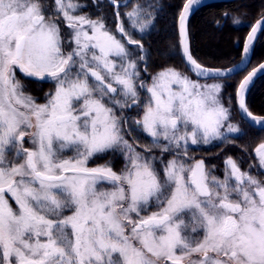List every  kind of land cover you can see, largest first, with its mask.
I'll use <instances>...</instances> for the list:
<instances>
[{
    "label": "snow or ice",
    "instance_id": "1",
    "mask_svg": "<svg viewBox=\"0 0 264 264\" xmlns=\"http://www.w3.org/2000/svg\"><path fill=\"white\" fill-rule=\"evenodd\" d=\"M108 2L115 32L81 0H0V264H264V171H251L264 170V142L257 165L242 170L228 156L222 176L191 154L243 134L234 100L264 130L246 103L264 64L226 103L221 81L239 66L193 57L187 21L201 0H186L179 48L196 78L167 67L149 80L151 53L132 32L153 26L155 5L122 15L123 0ZM249 27L245 58L264 14ZM17 71L54 82V92L38 103Z\"/></svg>",
    "mask_w": 264,
    "mask_h": 264
},
{
    "label": "trees",
    "instance_id": "2",
    "mask_svg": "<svg viewBox=\"0 0 264 264\" xmlns=\"http://www.w3.org/2000/svg\"><path fill=\"white\" fill-rule=\"evenodd\" d=\"M185 1L130 0L127 7L120 8L123 15V13L131 11L136 4L155 5L154 8L149 9L155 17L153 26L144 34L132 32L133 38L140 40L144 48L151 53L148 60V72L150 74L169 66L185 69L179 55L177 34V18ZM81 2L89 5L83 11L91 15L93 19L98 15L114 17L112 7L106 0H97L100 5L99 10L92 0H81ZM224 13H228L227 18H225ZM261 14H264V0L214 2L198 8L188 23L192 55L200 64L209 67L224 68L236 63L240 58L243 40L250 28L249 25ZM234 17L240 20L239 24L233 23ZM125 26H128L127 20H125ZM141 35H143V39H141ZM262 61H264V35H259L248 68ZM244 74L245 71H242L226 79L225 95L234 98L238 83ZM30 84L32 94L41 97L46 92L44 86L34 82ZM246 103L249 111L253 114L264 116V75L255 79L248 91ZM245 126L251 128L247 124ZM242 139L248 142V133L237 138V140Z\"/></svg>",
    "mask_w": 264,
    "mask_h": 264
},
{
    "label": "flooded vegetation",
    "instance_id": "3",
    "mask_svg": "<svg viewBox=\"0 0 264 264\" xmlns=\"http://www.w3.org/2000/svg\"><path fill=\"white\" fill-rule=\"evenodd\" d=\"M106 2L109 4L108 0H106ZM17 77L25 85V91L28 94L36 97L37 100H43L45 94L49 93V91H51L54 85L53 82L47 80L40 81L34 78H25L19 71H17ZM32 82L36 84H40L45 87L46 92H44L41 97L31 93L30 83ZM234 106L235 105L233 103L232 112L234 114L235 120L240 125H242L243 134L240 135L239 137L244 136L246 133H248L249 136L248 142H246V140L244 139L237 140V138H234L230 142H223V143L220 142L212 145L192 146L193 151L191 154L196 159H204L206 164L210 167L214 165L216 167L217 174L221 176H222L224 159L228 156H231L233 159L237 160V162L241 164L242 170H249V165H253V166L257 165L258 161L255 157L254 150L261 142H264V130L246 127L245 126L246 124L242 122ZM139 136H140L139 142L141 144L150 145L151 142L150 137H147L144 133H140ZM121 164L123 165V160H121ZM251 171L255 175L258 171H264V170H260L257 167H253Z\"/></svg>",
    "mask_w": 264,
    "mask_h": 264
},
{
    "label": "water",
    "instance_id": "4",
    "mask_svg": "<svg viewBox=\"0 0 264 264\" xmlns=\"http://www.w3.org/2000/svg\"><path fill=\"white\" fill-rule=\"evenodd\" d=\"M128 1H129V0L123 1V3L127 4ZM228 1H233V0H201V3H200L199 5H194V10L190 13V15H189V17H188V21H187V28H188V23H189V20H190L191 16L193 15V13H194L198 8H200V7H202V6L206 5V4H209V3H214V2H228ZM185 2H186V1H185ZM185 2H184V3H185ZM111 6H112V5H111ZM112 7H113V6H112ZM113 8H114V7H113ZM182 9H183V6H182V8H181V11H182ZM181 11H180V12H181ZM114 12H115V9H114ZM178 17H179V15H178ZM257 19H258V18H257ZM257 19H256V20H257ZM256 20H255V21H256ZM255 21L253 22V24L255 23ZM250 31H251V28L248 30V32H247V34H246V36H245V38H244V40H243V44H242V48H241V55H240L239 60H238L236 63H234V64H232V65H230V66H228V67L219 68V69H229V68L236 69V66H239V69H236L233 73L230 74V76H232V75H234V74H237V73H239V72H242V71L246 70V69L248 68V66H249V61H250V59H251V56H252V53H253V50H254V46H255L256 41H257V39H258V37H259V35H260V34H258L257 39L254 41V45H253L252 50H251L250 53L248 54V57L245 58L244 53H243V46H244V43H245L246 37H247V35H248V33H249ZM177 34H178V46H179V39H180V38H179L178 18H177ZM188 43H189V47H190V42H189V31H188ZM179 54H180V57H181V59H182V61H183V64L185 65L184 58H183V56H182L181 53H180V48H179ZM260 64H264V61L258 63V64L255 65L254 67L250 68V69L246 72V74L242 77V79H241L240 81L243 80V78L248 74V72H250L253 68L258 67ZM201 65H202V64H201ZM203 66H205V65H203ZM185 67H186V66H185ZM205 67H207V68H211V69H217V68H218V67H209V66H205ZM240 69H243V70L241 71ZM259 76H261V75H259ZM259 76H258V77H259ZM258 77H257V78H258ZM257 78H255V79H257ZM254 81H255V80H254ZM239 83H240V82H239ZM238 85H239V84H238ZM237 87H238V86H237ZM250 87H251V86H250ZM236 89H237V88H236ZM235 93H236V92H235ZM247 94H248V92H247ZM247 94H246V98H247ZM235 106H236V109H237V112H238L240 118L242 119L243 114L240 112V110H239V108H238V105H237L236 103H235ZM252 114H253V113H252ZM253 115H255V116H262V115H256V114H253ZM247 124H248L249 126L255 128V129H261V127H260L259 125L251 124L250 122H247Z\"/></svg>",
    "mask_w": 264,
    "mask_h": 264
},
{
    "label": "rangeland",
    "instance_id": "5",
    "mask_svg": "<svg viewBox=\"0 0 264 264\" xmlns=\"http://www.w3.org/2000/svg\"><path fill=\"white\" fill-rule=\"evenodd\" d=\"M112 11H113V13H114V10H113V8H112ZM104 16V15H103ZM105 17V16H104ZM106 18V23H107V26L110 28V29H112L113 30V32H115V17H111L110 15H108L107 17H105ZM112 20H113V22H112ZM117 34V36H118V38H119V33H116ZM65 35L67 36V30H65ZM128 47L129 48H134L135 46H130V45H128ZM169 67H171V66H169ZM167 68V67H166ZM173 68V67H172ZM176 69V68H175ZM176 70H178V71H180V72H182V73H186V74H189L185 69H176ZM159 71H161V70H159ZM159 71H157V72H159ZM157 72H155L154 74H156ZM148 74H144L143 72H142V75H144L147 79H149L150 80V78H151V75H154V74H150L149 72H147ZM193 79H195V77H192ZM209 83H212L213 81H208ZM221 82H223L224 83V85H225V83H226V80L225 81H221ZM54 83V82H53ZM54 90H55V83H54V85H53V88L51 89V91H49V93L50 92H54ZM224 97H225V102L227 103V95H225L224 94ZM37 102L38 103H44L45 102V97L43 98V100H37ZM233 103H234V101H233ZM233 103L230 105V107H231V109H232V106H233ZM232 123H234V124H237V125H240L236 120H235V117H234V114H233V112H232ZM240 127H241V129H242V125H240ZM145 134V133H144ZM146 136H147V134H145ZM148 137V136H147ZM216 143H220V142H213L212 144H216ZM212 144H209V145H212ZM26 147H30V145H28V144H26L25 145ZM67 155H71V153H67ZM111 157L109 156L108 158H105V159H110ZM121 160H122V158H118L117 160H116V162H115V170H119L120 168H122L123 167V165L121 164ZM104 162V160H97L95 163H91L90 162V164H89V166H95L97 163H103ZM117 164H119L118 165V168H117Z\"/></svg>",
    "mask_w": 264,
    "mask_h": 264
}]
</instances>
